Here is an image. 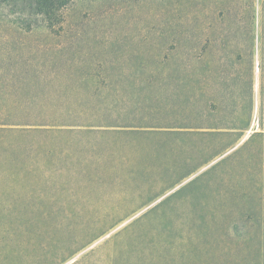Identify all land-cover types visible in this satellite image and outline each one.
<instances>
[{"label":"rangeland","instance_id":"374dc122","mask_svg":"<svg viewBox=\"0 0 264 264\" xmlns=\"http://www.w3.org/2000/svg\"><path fill=\"white\" fill-rule=\"evenodd\" d=\"M23 4L0 120L52 124H0V264H264V0Z\"/></svg>","mask_w":264,"mask_h":264},{"label":"trees","instance_id":"16d2710c","mask_svg":"<svg viewBox=\"0 0 264 264\" xmlns=\"http://www.w3.org/2000/svg\"><path fill=\"white\" fill-rule=\"evenodd\" d=\"M23 1V0H22ZM73 0H24L26 4H23L24 10L31 14L41 16L47 26L53 29L57 23L63 18V9ZM56 123H60L56 121ZM100 124H90L91 127H99L104 130H124V124L119 123L118 120H113L112 122H99ZM0 124H12V125H46L52 124L45 120H22V119H10V120H0ZM117 127L122 129H116Z\"/></svg>","mask_w":264,"mask_h":264}]
</instances>
